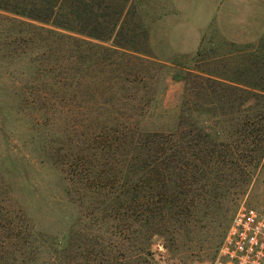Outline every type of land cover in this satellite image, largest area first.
I'll use <instances>...</instances> for the list:
<instances>
[{
  "label": "trees",
  "instance_id": "obj_1",
  "mask_svg": "<svg viewBox=\"0 0 264 264\" xmlns=\"http://www.w3.org/2000/svg\"><path fill=\"white\" fill-rule=\"evenodd\" d=\"M116 1L118 6L110 0H0V11L13 17L10 39L21 52L27 50L35 66L25 84L36 83L30 91L23 87L32 101L22 103L42 111L48 131L62 135L68 145L64 157L71 158L67 173L96 198L89 214L102 216L85 231L74 222L59 241L39 230L23 207L3 198L0 264H80L81 258L83 264H109L113 252L116 263L125 264L124 242L137 252L130 261L146 253L143 245L152 236L168 235L176 246V234L182 233L192 242L194 216L220 203L221 189L227 188V195L232 184L247 186L264 162V88L221 78L191 62L173 67L135 51L132 42H140L143 28L127 19L136 18L126 11L128 0ZM114 34L120 41L112 47L96 43H107ZM175 68L177 74L171 73ZM150 72L186 82L174 128L147 130L145 117L158 103L127 98L153 91ZM96 85L116 98L95 101ZM83 91L88 99L80 102ZM220 128L229 131L223 135ZM72 145L79 146L76 153ZM77 194L86 206L89 196ZM111 246L114 251H106Z\"/></svg>",
  "mask_w": 264,
  "mask_h": 264
},
{
  "label": "rangeland",
  "instance_id": "obj_2",
  "mask_svg": "<svg viewBox=\"0 0 264 264\" xmlns=\"http://www.w3.org/2000/svg\"><path fill=\"white\" fill-rule=\"evenodd\" d=\"M182 1L185 0H128L126 11L130 9L135 12L136 18L131 20L127 15V19L143 28L140 32V42H132L131 47L163 64L175 67L191 62L196 69L215 72L221 78L244 85H261L264 88V31L250 33L242 24H227L225 21L228 17H223L222 22L218 19L200 31L199 44L192 51L194 47L184 40L191 32L187 31V23L178 15L183 7ZM250 1L256 2L252 7L253 14L257 16L259 12L263 22L264 0ZM110 2L118 6L116 0ZM186 2L194 8L192 0ZM244 4L243 2L242 6ZM196 8L200 9L201 5H196ZM12 20V16L9 17V14L0 11V201L3 208L7 206L2 200L6 197L8 199L5 200L23 207L34 219L39 230L54 234L60 241L67 238L74 222L79 225V229L85 231L97 215L100 218L102 216L100 212L89 214L94 209L90 207V203L96 198L94 199L88 189H81L86 185L77 183V178L73 179L67 173L68 164L65 163L71 158L64 157L65 152L68 153V145L62 135L58 131H48L42 111L35 112L22 103L23 100L32 101L26 90L30 91L28 86L36 81L31 80L27 86L25 75H32L35 66L29 64L30 56L27 50L21 52V47L16 48L10 39L9 33L15 31ZM31 23L41 26L39 23ZM115 41H120V38H116L114 34L109 42L96 43L112 47ZM182 47L187 48L190 53L176 55V51H180ZM17 50L22 54H16ZM178 69H173L171 73L177 74ZM150 73L151 77L155 78L149 81L153 85V91L129 94L127 98L158 103L145 117L147 130L164 131L174 128L178 122L181 103L185 99L186 82L183 78L168 79L165 76L169 73L159 79L155 72ZM138 88L143 90L142 85H138ZM93 89L97 90L95 101L98 102L109 101L117 96L103 93V89L98 85ZM82 93L78 95L80 102L88 99L85 91ZM122 96L124 97V94ZM120 113L128 114L124 110ZM220 130L223 135L229 131L228 128ZM53 133L59 136L55 134L51 137ZM57 139L59 145L53 143ZM69 147L74 153L79 148L77 145ZM60 148L61 151L57 152ZM69 155L71 157L72 153L69 152ZM252 172L251 181L247 186L236 188L237 185L232 184L227 195L223 194L227 188L221 189L220 203L215 202L213 207L203 208L194 216L195 222L189 225L192 242H187L182 233H177L176 248L168 241V235L165 238L152 236L150 243L143 245L146 253L131 261L130 257L137 252L128 250L125 246L127 242H124L123 248L127 250V261L124 263L214 264L236 213L242 207H252L264 214V162ZM79 191H84L89 196L85 198L88 200L86 206L78 201ZM108 227L111 228V223ZM135 245H138L136 249H140L139 243ZM112 246L106 248V251H114ZM110 257L109 264H117L114 252ZM79 263L83 264L82 258Z\"/></svg>",
  "mask_w": 264,
  "mask_h": 264
},
{
  "label": "crops",
  "instance_id": "obj_3",
  "mask_svg": "<svg viewBox=\"0 0 264 264\" xmlns=\"http://www.w3.org/2000/svg\"><path fill=\"white\" fill-rule=\"evenodd\" d=\"M182 1L183 7L180 9V17H182L187 25V31H190V35L184 39L193 46L192 51L196 49L199 44L200 31L206 26L214 23L216 20L220 19L222 22L223 17H228L225 21L227 24L241 25L248 32H259L264 31V21L261 22V16L259 12L257 16H254V11L252 9L256 2L250 0H192L194 3V8L189 2ZM245 3L242 6V3ZM200 4L201 8H196V5ZM249 9V11H248ZM256 14V12H255ZM181 30V29H179ZM190 53L187 52V48L182 47L180 51H176V55L181 56Z\"/></svg>",
  "mask_w": 264,
  "mask_h": 264
},
{
  "label": "built area",
  "instance_id": "obj_4",
  "mask_svg": "<svg viewBox=\"0 0 264 264\" xmlns=\"http://www.w3.org/2000/svg\"><path fill=\"white\" fill-rule=\"evenodd\" d=\"M214 264H264V214L242 207L234 216Z\"/></svg>",
  "mask_w": 264,
  "mask_h": 264
}]
</instances>
